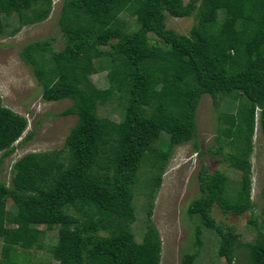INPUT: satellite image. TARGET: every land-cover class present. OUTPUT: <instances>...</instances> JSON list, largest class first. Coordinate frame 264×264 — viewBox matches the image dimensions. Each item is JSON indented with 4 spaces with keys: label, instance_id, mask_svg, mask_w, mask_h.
<instances>
[{
    "label": "trees",
    "instance_id": "16d2710c",
    "mask_svg": "<svg viewBox=\"0 0 264 264\" xmlns=\"http://www.w3.org/2000/svg\"><path fill=\"white\" fill-rule=\"evenodd\" d=\"M52 1L0 0V34L11 17L17 22L12 32L45 20ZM166 13L194 15L188 34L166 28ZM121 14L134 17L135 28ZM58 25L60 49L47 55V40H38L25 44L20 57L42 99L70 100L61 114L76 121L61 148L23 154L12 165L9 184L0 179V264H31L29 250L43 248L57 264H159L154 224L146 221L141 244L132 229L135 191L151 201L173 148L193 139L196 106L205 93L216 108L220 99L236 102L234 112L218 114L227 124L217 129L213 152L240 172V180L228 194L225 172L199 171L200 196L187 208L199 220L194 246H201L204 227L219 238L217 254L225 264H235L239 248L247 264H264V232L243 241L209 214L213 204L238 215L252 205L256 122L264 144V0H63ZM100 70H107L106 88L89 78ZM113 101L119 121L97 111ZM26 127L27 119L0 96V163ZM143 166L148 169L140 181ZM54 227L56 240L45 247V229ZM258 227L264 230V218ZM196 256L185 253L179 264H192Z\"/></svg>",
    "mask_w": 264,
    "mask_h": 264
},
{
    "label": "rangeland",
    "instance_id": "374dc122",
    "mask_svg": "<svg viewBox=\"0 0 264 264\" xmlns=\"http://www.w3.org/2000/svg\"><path fill=\"white\" fill-rule=\"evenodd\" d=\"M62 4L63 0H53L50 14L45 20L24 25L17 32H12L17 22L11 17L8 19L9 26L6 32L0 34V67H8L9 76L23 79V85H10L9 94L0 95L2 104L27 119L24 133L14 142V151L0 163V179L6 184L10 182L12 165L15 160L27 152L61 148L67 133L76 121V116L73 114H61L71 104L70 100L45 101L42 99L38 80L30 66L26 65L20 57L23 46L28 42L47 40L49 47L47 55L51 49H60L64 45V37L58 25ZM121 17L126 19L128 28L131 30L134 17L125 14H121ZM194 20V15L174 17L166 13L165 25L166 28L173 29L177 33L188 34ZM106 72L107 70H100L89 75V78L97 87L106 88L108 86ZM3 79L5 77L0 73V80ZM235 103L230 97L220 99L219 107L216 108L211 96L206 93L202 94L195 111V135L192 140L173 148L166 165L158 171L160 186L153 191L151 201L142 194L138 187L136 188L133 203L137 218L132 223V229L136 240L141 244L146 221L154 224L161 240L159 264H179L182 256L189 252H197L192 264H225L224 258L217 254L219 238L214 230L202 227V244L199 248H195L194 233L199 220L189 216L187 208L194 199L200 196L197 182L200 170L206 173L216 170L225 172L229 177L228 194L238 188L240 172L230 167L222 159V155H216L213 152L217 147L216 131L222 125L227 124L226 121L220 122L218 114L234 112ZM97 111L100 116H108L115 121L121 118L120 107L117 108L116 101L99 105ZM28 134L31 135L24 140ZM252 139L253 147L250 155L252 205L250 210L240 215L230 212L223 213L216 204H213L209 213L223 231L232 227L243 241H254L259 233L264 232L263 228L258 227L264 218V194L261 190L264 183V144L258 122L255 124ZM147 161L149 162V158ZM147 169L148 166L140 168V181L146 175ZM154 171H157V167ZM152 177L153 175L150 176ZM138 186L142 188L143 184L140 182ZM148 202L152 206L149 219L145 211L149 207ZM9 205L10 201L6 206ZM39 228L44 229V226L41 225ZM45 231L44 244L46 247L55 242L57 227L50 230L45 229ZM29 255L31 264H57L46 248L31 249ZM247 262L246 252L241 248L237 249L235 264H247Z\"/></svg>",
    "mask_w": 264,
    "mask_h": 264
},
{
    "label": "clouds",
    "instance_id": "9594fccd",
    "mask_svg": "<svg viewBox=\"0 0 264 264\" xmlns=\"http://www.w3.org/2000/svg\"><path fill=\"white\" fill-rule=\"evenodd\" d=\"M10 69L8 67H0V73H2L5 79L0 80V95L7 96L9 94V86L23 85V79H16L15 77H11L8 75Z\"/></svg>",
    "mask_w": 264,
    "mask_h": 264
}]
</instances>
